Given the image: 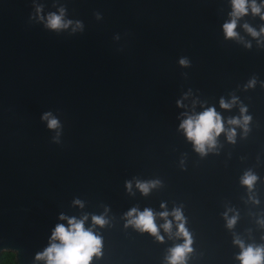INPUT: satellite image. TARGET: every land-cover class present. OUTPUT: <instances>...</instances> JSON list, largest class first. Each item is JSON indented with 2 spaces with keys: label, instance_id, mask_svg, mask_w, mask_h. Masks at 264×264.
I'll list each match as a JSON object with an SVG mask.
<instances>
[{
  "label": "water",
  "instance_id": "obj_1",
  "mask_svg": "<svg viewBox=\"0 0 264 264\" xmlns=\"http://www.w3.org/2000/svg\"><path fill=\"white\" fill-rule=\"evenodd\" d=\"M36 5L44 16L63 7L82 27L51 29ZM230 11V0H0V254L44 264L35 255L66 223L61 213H87L85 227L105 214L108 223L94 228L103 254L91 264H166L183 238L160 229L159 241L124 217L133 207L163 211L162 202L186 218L187 264H240L237 237L264 245V37L241 26L258 30L264 20L249 11L239 38L226 39ZM232 96L239 102L221 108ZM194 99L196 112L215 106L225 120L246 105L249 130L236 127L234 143L221 133L218 150L201 156L178 128ZM46 112L58 128L41 118ZM248 170L259 178V203L240 182ZM136 180L160 184L145 195ZM226 211L238 216L232 228Z\"/></svg>",
  "mask_w": 264,
  "mask_h": 264
},
{
  "label": "clouds",
  "instance_id": "obj_2",
  "mask_svg": "<svg viewBox=\"0 0 264 264\" xmlns=\"http://www.w3.org/2000/svg\"><path fill=\"white\" fill-rule=\"evenodd\" d=\"M231 11L229 12V19L222 25L225 38H239V33L236 31L237 23L240 17L251 12L253 15H259L261 20H264V0H230ZM42 5H36L37 18L44 21L46 26L51 29L68 28L73 25V30L82 27L80 21H73L65 19V9L59 8L58 12L48 13L46 16L41 15ZM244 30L254 38L264 37V24L257 30L248 23L241 25ZM260 43V40L257 41ZM246 46H250V42H245ZM181 65H187L189 62L186 58L179 60ZM256 83L255 78L248 81L246 87H252ZM190 95L185 93V98ZM238 97L232 96L230 100L226 101L223 97L220 98L219 104L221 108L230 109L234 104L238 103ZM197 101H192V111L184 112L181 115L183 119L180 120L178 125L186 139L189 140L196 152L201 156L206 155L208 152L217 151V138L221 133H224L227 141L234 143L236 139V127L242 130V135L246 134L249 130V122L252 117L247 113V106L240 105V115L229 117L225 120L221 113L218 112L215 106L201 107L202 111H195V104ZM177 105L185 107L182 100H177ZM47 120L49 128H58L59 121L51 115V113H44L41 117ZM228 125L226 127L225 125ZM258 176L251 170L244 172L240 178L242 185L246 186L249 191V199L253 203H259L258 199L252 195L253 188ZM126 188L131 191L132 181H126ZM160 184L159 180L141 181L136 180L135 186L142 194L147 195L150 190ZM74 204L83 207V201L75 199ZM161 208L164 209L160 212H155L151 208H144L140 210L136 207L129 209L124 213L125 226L131 225L133 228L140 232H148L157 240L163 241L164 236L160 234V229H163L170 238H183L182 243L175 244L168 249L165 256L166 264H187L188 255L193 251L192 243L193 238L186 227V218L183 215L180 207H174L169 211L164 202L161 203ZM231 211V209H229ZM107 208L105 209V213ZM169 216L172 219H169ZM226 219V226L232 228L238 216L236 214L228 216L227 211L224 213ZM162 219L159 225L156 223V218ZM60 219L66 223H58L52 229L49 237V244L42 251L37 252L35 255L36 261H43L44 264H91L93 257H100L103 254V238L94 231L98 225L103 227L108 223L105 214L91 215V224L85 227L89 215L85 213L81 217L65 216L60 214ZM258 223L264 226V219H259ZM173 224H175V231L173 232ZM239 246L240 252L237 254V259L240 264H264V245L245 244L240 238H235L233 241ZM16 252L11 250L9 258L4 264H17L15 259Z\"/></svg>",
  "mask_w": 264,
  "mask_h": 264
},
{
  "label": "trees",
  "instance_id": "obj_3",
  "mask_svg": "<svg viewBox=\"0 0 264 264\" xmlns=\"http://www.w3.org/2000/svg\"><path fill=\"white\" fill-rule=\"evenodd\" d=\"M9 253L8 251H5L3 253L0 254V264H4L5 261L8 260L9 258ZM16 259V258H15Z\"/></svg>",
  "mask_w": 264,
  "mask_h": 264
}]
</instances>
